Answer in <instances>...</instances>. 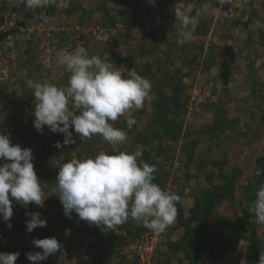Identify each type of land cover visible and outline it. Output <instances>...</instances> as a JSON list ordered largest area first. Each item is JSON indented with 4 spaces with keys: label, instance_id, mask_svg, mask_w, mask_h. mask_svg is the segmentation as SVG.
<instances>
[{
    "label": "rangeland",
    "instance_id": "obj_1",
    "mask_svg": "<svg viewBox=\"0 0 264 264\" xmlns=\"http://www.w3.org/2000/svg\"><path fill=\"white\" fill-rule=\"evenodd\" d=\"M183 2L198 20L189 40L171 11L175 0H155L154 6L149 0H50L35 12L0 0V132L32 149L46 198L42 208L14 203L11 228L0 218V253L19 252L15 264H32L25 254L42 251L32 241L45 237L63 247L40 264H191L178 243L185 226L177 219L157 234L131 218L105 230L75 212L64 215L52 192L59 167L73 157L125 149L156 165L154 182L180 195L185 219L206 204V195L228 192L220 201L213 197L203 213L245 219L248 239L217 264H258L264 225L255 222L249 207L264 183V172L255 176L264 170V0H210L208 14H202L204 0ZM78 46L117 67L135 68L152 84L153 97L142 109L112 122L126 132L124 144L109 145L100 136L82 142L73 131L76 143L57 148L63 134L33 126L29 82L67 84L69 74L57 64V53ZM129 115L137 119L132 129L126 127ZM26 211L41 213L47 225L27 232ZM197 219L190 218V226H201ZM208 223L212 227L214 220ZM206 251L199 256L203 261L209 260Z\"/></svg>",
    "mask_w": 264,
    "mask_h": 264
},
{
    "label": "clouds",
    "instance_id": "obj_2",
    "mask_svg": "<svg viewBox=\"0 0 264 264\" xmlns=\"http://www.w3.org/2000/svg\"><path fill=\"white\" fill-rule=\"evenodd\" d=\"M218 2L224 4L229 0ZM12 3L35 12L47 8L50 0H12ZM149 3L154 6L155 0ZM211 8L210 0H204L202 14H208ZM171 11L183 29L184 40H189L198 27L197 18L188 12L183 0H175ZM56 62L69 74L67 84L29 82L34 97L35 130L42 133L47 126L52 133L63 134V143L57 141V148L76 143L73 131L82 142L100 136L109 145L124 144L126 132L115 128L112 122L131 110L142 109L152 99L150 80L135 68L117 67L111 60L89 56L82 46L59 50ZM136 124L137 119L129 115L126 127L132 129ZM10 135L0 132V161H3L0 163V218L8 228L12 226L14 203L25 207L34 203L42 208L46 199L34 168L32 149L13 144ZM140 156V152L126 149L113 154L102 150L94 157H73L64 162L52 188L64 215L70 218L75 212L80 220L98 227L103 225L105 230H113L131 218L154 233L165 232L176 220V205L181 197L155 183L156 165L138 160ZM262 172L257 169L255 176H261ZM255 197L249 211L254 213L258 225H264V183L256 189ZM25 215L29 217L25 221L29 233L47 225L39 212L26 211ZM32 243L42 250L25 254L32 264H40L63 247L55 237L34 239ZM19 255V252L0 253V264H15ZM258 264H264V251Z\"/></svg>",
    "mask_w": 264,
    "mask_h": 264
},
{
    "label": "trees",
    "instance_id": "obj_3",
    "mask_svg": "<svg viewBox=\"0 0 264 264\" xmlns=\"http://www.w3.org/2000/svg\"><path fill=\"white\" fill-rule=\"evenodd\" d=\"M218 187L222 188L221 186ZM220 190L221 189H219V192ZM216 196L220 201L222 196L228 197L229 193L224 192L221 197L218 193H212L209 197L206 195V197L202 199L206 204L204 205V203L201 202V205L195 208L199 211H197V213L192 211L188 219L183 217L179 203H177L180 212H177L176 219L185 226V236L182 237L178 243L181 244L180 247L185 251V255L191 264H217L227 253L235 250L240 240L248 239L243 230V226L247 223L245 219H240L239 217L236 221H231L224 216L218 217L214 215L212 211L203 213L204 206H212L214 201H211V199L213 200V197ZM199 203L200 202H197V204ZM190 218L196 219V221L199 220L197 218H202V225L197 227L190 226ZM209 219L214 220L212 227L209 226ZM204 249L207 250L206 255L209 259L208 261H203L199 258L201 251H204Z\"/></svg>",
    "mask_w": 264,
    "mask_h": 264
},
{
    "label": "crops",
    "instance_id": "obj_4",
    "mask_svg": "<svg viewBox=\"0 0 264 264\" xmlns=\"http://www.w3.org/2000/svg\"><path fill=\"white\" fill-rule=\"evenodd\" d=\"M240 241H242V240H240ZM240 241L238 242L239 245H240Z\"/></svg>",
    "mask_w": 264,
    "mask_h": 264
}]
</instances>
